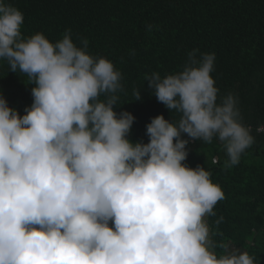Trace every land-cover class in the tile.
<instances>
[{
	"label": "clouds",
	"instance_id": "obj_1",
	"mask_svg": "<svg viewBox=\"0 0 264 264\" xmlns=\"http://www.w3.org/2000/svg\"><path fill=\"white\" fill-rule=\"evenodd\" d=\"M23 24L0 0V61L34 85L24 115L0 95V264H260L228 244L216 251L206 217L225 193L184 163L189 139H218L228 168L254 143L237 98L211 75L215 54L193 49L181 70L146 75L178 119L153 117L149 141L133 142L135 117L114 109L124 92L115 64L70 29L52 42Z\"/></svg>",
	"mask_w": 264,
	"mask_h": 264
},
{
	"label": "trees",
	"instance_id": "obj_2",
	"mask_svg": "<svg viewBox=\"0 0 264 264\" xmlns=\"http://www.w3.org/2000/svg\"><path fill=\"white\" fill-rule=\"evenodd\" d=\"M24 14V35L43 33L50 41L71 30L78 46L88 40V51L110 59L122 73L124 92L119 114L135 117L129 138L147 143L146 126L163 114L178 119L148 88L146 75L166 74L183 68L193 49L214 53L211 73L220 95L237 98L242 122L250 127L254 143L238 164L225 167L223 145L189 139L190 167L211 172L225 198L207 222L217 244L247 251L264 264V0H6ZM151 25V31L147 26ZM26 75L12 72L0 61V95L20 115L33 102ZM141 91L134 100L133 90ZM182 138L188 139L187 134ZM111 226V225H110Z\"/></svg>",
	"mask_w": 264,
	"mask_h": 264
},
{
	"label": "rangeland",
	"instance_id": "obj_3",
	"mask_svg": "<svg viewBox=\"0 0 264 264\" xmlns=\"http://www.w3.org/2000/svg\"><path fill=\"white\" fill-rule=\"evenodd\" d=\"M206 219H208V217H206Z\"/></svg>",
	"mask_w": 264,
	"mask_h": 264
}]
</instances>
